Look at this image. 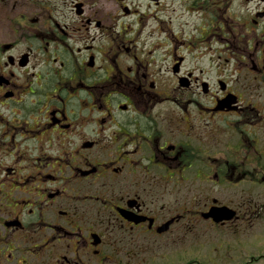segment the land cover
Segmentation results:
<instances>
[{"label":"flooded vegetation","instance_id":"obj_1","mask_svg":"<svg viewBox=\"0 0 264 264\" xmlns=\"http://www.w3.org/2000/svg\"><path fill=\"white\" fill-rule=\"evenodd\" d=\"M262 185L264 0H0V264H148Z\"/></svg>","mask_w":264,"mask_h":264},{"label":"rangeland","instance_id":"obj_2","mask_svg":"<svg viewBox=\"0 0 264 264\" xmlns=\"http://www.w3.org/2000/svg\"><path fill=\"white\" fill-rule=\"evenodd\" d=\"M259 192L261 218L256 223H244L243 233L240 235L242 239L237 249L236 245H233V249L230 248L234 239L228 231H212L197 238L195 247H192V239H186L175 250L165 244L163 249L149 251L147 263L172 264L171 261L175 260L178 264L190 261H196L197 264H246L253 258L260 257L264 253V188ZM120 259L126 264H134L124 255ZM252 264H264V259Z\"/></svg>","mask_w":264,"mask_h":264},{"label":"water","instance_id":"obj_3","mask_svg":"<svg viewBox=\"0 0 264 264\" xmlns=\"http://www.w3.org/2000/svg\"><path fill=\"white\" fill-rule=\"evenodd\" d=\"M227 218L230 219L231 218V215H229Z\"/></svg>","mask_w":264,"mask_h":264}]
</instances>
